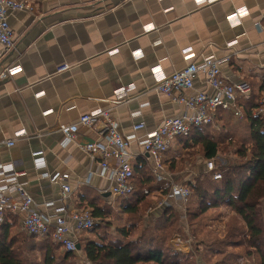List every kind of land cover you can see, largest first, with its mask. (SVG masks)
<instances>
[{
    "label": "crops",
    "instance_id": "0c3cea01",
    "mask_svg": "<svg viewBox=\"0 0 264 264\" xmlns=\"http://www.w3.org/2000/svg\"><path fill=\"white\" fill-rule=\"evenodd\" d=\"M26 1L33 11L8 13L14 47L4 51L0 46V72L8 66L21 68L0 79V164L13 163L25 172L20 180L43 213L62 205L67 208L66 215L81 208L91 211L88 202L92 199L107 198L114 206L117 197L110 193L108 177L101 174L99 158L79 147L102 140V122L79 124L76 140L65 146L60 127L102 109L123 135L131 134L132 124L144 122L145 127L136 134L142 137L165 118L182 114V104L154 89L153 66L170 74L188 62L212 55L223 60L220 70L229 81L248 86L250 81L256 88L264 82V0ZM238 9L245 10L244 14L236 23L230 22L229 16ZM146 26L154 29L146 30ZM157 39L160 43L153 45ZM229 40H235L231 47L226 46ZM121 86L132 87L126 99L115 97ZM197 91L214 92L201 74L185 93ZM17 130L26 133L7 146L6 140ZM178 147L174 141L163 159L172 157ZM35 150L43 151L45 166L41 170L34 165L31 153ZM129 150L135 172L143 160L151 173V159L146 160L136 141ZM205 171V161L201 170L188 175L166 170L169 181L156 183L160 188L182 184L187 176L193 178ZM44 173L49 177L40 175ZM55 173L67 174L65 183L71 192L64 200L60 184L50 179ZM160 191L151 190L147 196L152 201L147 208L149 218L156 220L167 208L184 218L181 199L170 197V189L168 194L160 195ZM13 198L19 201L17 194ZM47 202L54 205L46 207ZM9 213L16 219L15 228L21 230L23 214ZM175 237L192 252L190 236L182 239L178 234L168 241L169 249ZM196 254L194 258L200 252Z\"/></svg>",
    "mask_w": 264,
    "mask_h": 264
},
{
    "label": "trees",
    "instance_id": "16d2710c",
    "mask_svg": "<svg viewBox=\"0 0 264 264\" xmlns=\"http://www.w3.org/2000/svg\"><path fill=\"white\" fill-rule=\"evenodd\" d=\"M248 83L251 89L249 95L238 98L242 119L234 117L230 111L220 110L216 117L217 128L212 125L190 128L187 135L176 138L178 149L172 153V157L162 159V163L169 173H175L179 157L193 166L196 156L215 160L221 149L228 151L227 154L231 152L240 160L232 161L224 169L220 168L222 173L214 167L183 183L189 189L184 218L173 208H167L156 220L149 218L140 230L135 225H128L118 227L112 235L98 234L95 240L80 238V250L87 261L91 264H184L182 261L185 260L186 264H193L194 254L199 252L200 242H195L196 238L192 236V248L195 250L188 254L169 249L168 241L177 232L185 239L186 228L193 232L192 227L205 211L226 205L244 222L248 237L246 245L258 255L256 264H264V227L260 219V206L264 200V115L254 114L261 106L258 101L264 93V82L258 88L253 82ZM244 133L250 140L248 146L244 142ZM140 161L141 166L136 172L134 170V191L130 196L115 198L114 206L107 198L89 200L94 226L99 228L109 222L115 207L128 215L142 214L152 204L147 197L151 190L160 189V195L168 194L170 184L160 188L146 163ZM216 172L221 176L219 179L213 178ZM145 189L147 195L144 194ZM10 214L13 213L6 212L4 222L0 224V264H28L24 257L34 249L41 251L40 264H65V261L73 258V252H59L60 246L54 241L52 230L41 237L25 234L15 228L16 219ZM92 229L82 233H90ZM13 231L15 234H11ZM226 234L225 238L233 234V229L227 230ZM214 243L219 245L211 243L204 249L223 255L224 251L219 246H230L225 245L223 240ZM249 254L246 253L247 256Z\"/></svg>",
    "mask_w": 264,
    "mask_h": 264
},
{
    "label": "built area",
    "instance_id": "2783aa9c",
    "mask_svg": "<svg viewBox=\"0 0 264 264\" xmlns=\"http://www.w3.org/2000/svg\"><path fill=\"white\" fill-rule=\"evenodd\" d=\"M12 10L33 11V6L26 0H0V46L4 51L14 47V34L8 22V13ZM244 11L238 9L233 12L229 16L230 22L236 23ZM145 28L146 30L154 29V27L147 26ZM159 43L160 41L157 39L152 44L158 45ZM234 43L235 40H229L226 42V46L231 47ZM115 51L116 49L109 53ZM222 61L212 55L204 56L200 61L188 62L183 68L174 70L170 74H165L159 66H153L151 71L154 89L167 95L173 102L182 104L184 111L180 115L165 118L155 129L146 132L142 137H137L136 134L145 127L144 122L139 121L132 124L131 134L123 135L108 111L97 109L82 114L76 123L60 127L62 146L76 140L79 124L91 126L102 122V140L86 142L79 147L91 156L99 158L101 174L110 180L109 190L113 196L127 198L134 191V167L131 161L132 154L129 150L133 141L139 145L141 154L145 156L146 160L151 159V173L155 181H169L162 159L177 137L187 135L192 127L212 125L217 128L216 117L220 110L232 112L233 116L239 120L243 117L238 105V98H246L250 93V87L246 83H233L226 79L220 70ZM20 70L18 65L5 67L0 72V79ZM199 74L204 76L205 82L214 92L207 94L197 91L192 95H187L185 92L193 88L194 78ZM130 90H132L130 86H121L115 91V97L126 99ZM258 102L261 106L254 111V114L264 115V93L261 94ZM25 133V130L13 132V136L6 140V145L12 146L15 140L24 136ZM42 154V150H35L31 153L34 165L40 170L45 166ZM214 167V159L205 160L206 171H211ZM24 174L25 172L16 169L13 163L0 164V224L4 222L6 212H21L23 218L20 229L23 233L41 237L52 230V237L62 250L78 252L76 246L79 234L91 230L94 226L95 220L91 211L88 208H81L72 210L66 215L67 208L62 205L53 207L51 213H43L20 180ZM40 175L48 176L46 173ZM220 177L219 173L213 174L214 179ZM50 179L52 182L60 184L61 200L68 198L71 189L65 183L67 174L55 173ZM14 194L18 195V202L13 198ZM144 194H148L146 189ZM169 196L179 198L185 204L189 196V189L183 184L172 183ZM45 205L50 207L54 204L47 202ZM169 246L176 251H189L187 245L182 243L179 237L173 238ZM195 264L211 263L195 260Z\"/></svg>",
    "mask_w": 264,
    "mask_h": 264
},
{
    "label": "rangeland",
    "instance_id": "374dc122",
    "mask_svg": "<svg viewBox=\"0 0 264 264\" xmlns=\"http://www.w3.org/2000/svg\"><path fill=\"white\" fill-rule=\"evenodd\" d=\"M243 132V130H242ZM244 137V142L245 145L248 146L250 143V140H248L247 133L243 134ZM228 151H222L219 150V153L214 160V165L217 170H219L220 173L221 169L226 168L229 166V164L236 160L239 161L240 159L235 157L231 152L227 154ZM205 159H203L201 156L195 158L194 165H188L182 158L179 157L176 165V172L178 174H191V172L196 173L197 169L199 168L200 170L202 169L203 162ZM184 170H188L186 173H183ZM217 173V172H216ZM192 175H197V174H192ZM191 176H187L181 182L185 183L190 179ZM182 183V184H183ZM141 209V208H140ZM143 209V208H142ZM142 210L139 212L141 213ZM130 217H136V218H130ZM139 218V219H138ZM151 219V218H150ZM260 219L261 223L264 227V200L261 203L260 206ZM108 220V219H107ZM149 220V215L147 209L142 213V214H135V215H128L125 214L121 211H119L118 208H113V214L109 218V222L103 223L102 227H96L92 229L90 233H82L80 236L83 238H92L96 239L98 234L101 235H112L115 234V230L118 229V227H123V226H128L133 223L138 230H140L142 224H144L146 221ZM131 222V223H129ZM195 224L192 228L193 232L190 231V228H186V234L185 237L190 236V244L191 247L193 246L192 243L194 241L193 238H196L195 242H200L199 243V252L198 257L194 258V263L195 260H198L200 262L204 263H211V264H216L217 262H220L221 264H256L258 262V255L254 252L248 249L246 243H247V236L245 233H247L245 224L242 221V219L236 215L233 211L230 210V208L226 205H221L219 207L211 208L205 211L195 222ZM233 229V234H228L227 238L226 233L227 230ZM16 230V229H14ZM22 232V231H21ZM185 232V231H184ZM17 233V232H16ZM11 234H15L13 231ZM179 236L178 232L176 233ZM225 235V236H224ZM232 235V236H231ZM193 236V238H192ZM223 238V239H220ZM225 241L226 244H229L230 246H219L224 253L223 255L220 254H215L208 252V250L204 249V247H208V245L215 244L219 245L218 243H214V241ZM35 244H38L37 241H34ZM194 249V248H193ZM195 250V249H194ZM193 250V252H194ZM205 250V251H204ZM204 251V252H203ZM59 252L61 253L62 250L59 249ZM180 252V251H178ZM191 250L186 252H180L182 254H188L190 253ZM250 252V256H247L246 253ZM195 253V252H194ZM202 254V255H201ZM26 262L28 264H40L41 263V251L34 249L33 251L28 252V256L24 257ZM184 264L187 263V261L183 260L182 261ZM65 264H91L89 261L86 260L84 254L81 251H78L76 253H73V258L68 259L65 261Z\"/></svg>",
    "mask_w": 264,
    "mask_h": 264
},
{
    "label": "water",
    "instance_id": "95a60500",
    "mask_svg": "<svg viewBox=\"0 0 264 264\" xmlns=\"http://www.w3.org/2000/svg\"><path fill=\"white\" fill-rule=\"evenodd\" d=\"M107 195H108V194H107ZM76 248L79 250V249H80V245H79V244H77Z\"/></svg>",
    "mask_w": 264,
    "mask_h": 264
}]
</instances>
